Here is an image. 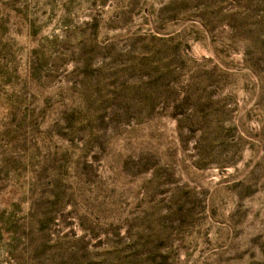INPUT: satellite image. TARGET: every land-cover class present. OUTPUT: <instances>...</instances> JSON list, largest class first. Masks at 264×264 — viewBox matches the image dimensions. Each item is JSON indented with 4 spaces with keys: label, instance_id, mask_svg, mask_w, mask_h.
Instances as JSON below:
<instances>
[{
    "label": "rangeland",
    "instance_id": "rangeland-1",
    "mask_svg": "<svg viewBox=\"0 0 264 264\" xmlns=\"http://www.w3.org/2000/svg\"><path fill=\"white\" fill-rule=\"evenodd\" d=\"M0 264H264V0H0Z\"/></svg>",
    "mask_w": 264,
    "mask_h": 264
}]
</instances>
